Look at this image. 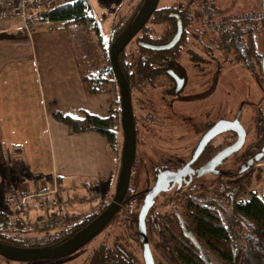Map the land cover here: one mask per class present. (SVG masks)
<instances>
[{
    "label": "trees",
    "instance_id": "1",
    "mask_svg": "<svg viewBox=\"0 0 264 264\" xmlns=\"http://www.w3.org/2000/svg\"><path fill=\"white\" fill-rule=\"evenodd\" d=\"M141 2L142 0L127 2L130 3L129 10L112 23L108 45L117 39L132 20ZM88 7L86 0H63L46 10L36 11L34 17L39 21L57 23L64 29L72 25L87 26L89 32L96 25ZM217 7L215 0H167L166 2L159 0L146 23L118 53V65L130 93L135 134L140 130L136 123L137 116L141 115L139 108L147 107V115L153 114V104L145 93L149 91V87L158 86L165 76L163 69L172 66L178 53L213 54V60H222L223 63L233 62V66L248 71L250 75L256 69L260 80L264 82L260 69V59L264 54V18L261 0H259V12L250 10L245 13L228 14L227 10ZM169 12L178 13L181 18L182 34L179 41L169 49L149 48L146 44H164L175 33V16ZM260 33L263 35L260 36ZM101 57L100 61L104 60L105 63L95 65L98 58L95 59L87 54L80 57L75 54L80 79L88 95L101 92L116 94L117 112H113L109 107L106 115L84 112L82 117H74L54 111L52 116L65 124L71 133L93 130L104 136L110 144L116 141L117 131L113 126L118 123L121 136L120 150L122 129L119 121V90L115 80H110L113 75L108 63V54L106 56L103 53ZM219 73V70L218 73L214 70L213 76L217 77ZM111 83H115L116 90ZM260 100L263 104L256 107L251 118L253 139L244 143L240 150L234 153L238 158V169L242 162L260 151L264 145L263 92ZM220 147V145L208 147L207 153L205 154L204 151L200 155L199 162L212 156ZM256 162L254 161L243 172L237 169L238 174H248L230 186L221 189L219 184L218 187L208 190L210 186L203 189L183 184L180 187L181 193L169 204L166 203L167 208L153 209L147 220L149 219L148 232L149 238L153 241L154 252L157 251L166 264H264V199L250 192L248 197L239 198L247 191ZM141 172L143 175L144 171ZM260 172V169H256L255 177H259ZM146 181L147 178L144 180L143 177V184ZM180 188L172 189L178 191ZM87 189L85 188L81 193L88 191ZM134 197L128 184L122 205L115 217L113 216L114 220L123 223L129 216L133 219L136 217L138 200L137 198L136 201L132 200ZM128 200L130 204L127 203ZM10 203L5 196L0 206V241L36 248L52 246L65 240L92 220L107 204L100 203L99 208L87 214L77 212L72 216H65L61 225L45 223L41 226L35 221L28 220L20 210L9 209ZM125 205L127 212L123 210ZM130 233L138 239L135 229H131ZM125 243L124 232L115 233L111 243L101 241L94 246L82 264H142L135 258L133 250H126ZM0 257L5 264L9 263L8 259ZM152 257L154 264L160 263L153 254Z\"/></svg>",
    "mask_w": 264,
    "mask_h": 264
},
{
    "label": "crops",
    "instance_id": "2",
    "mask_svg": "<svg viewBox=\"0 0 264 264\" xmlns=\"http://www.w3.org/2000/svg\"><path fill=\"white\" fill-rule=\"evenodd\" d=\"M34 15L30 32L19 14L0 18V179L33 189L56 178L67 189L105 194L117 173V139L114 149L96 131L71 133L52 112L106 115L114 94H86L66 31Z\"/></svg>",
    "mask_w": 264,
    "mask_h": 264
},
{
    "label": "rangeland",
    "instance_id": "3",
    "mask_svg": "<svg viewBox=\"0 0 264 264\" xmlns=\"http://www.w3.org/2000/svg\"><path fill=\"white\" fill-rule=\"evenodd\" d=\"M70 1V0H67ZM89 5V13L93 17V21L96 25L91 31H87V26H67L65 31L72 42L76 54L81 56L92 55L95 59L96 64L105 63L104 60L100 61V57L103 53L108 52V38L111 33L112 23L119 16H123L129 9V0H86ZM166 2L167 0H163ZM217 2V8L222 10H227L228 14L230 12H241L245 13L250 10H257L259 12V0H215ZM55 29H62L57 23H50ZM263 34L260 33V36ZM198 44V42H197ZM196 45V48L199 49ZM195 49V48H194ZM219 55V54H215ZM102 58V57H101ZM109 63V62H108ZM233 63V62H232ZM232 63H222L219 69L220 73L217 77L213 76L211 88L205 92L203 90L205 87L201 84H196L198 78L191 77L188 84L184 86L182 92L189 93L188 97H178L173 99V101L166 105L163 104L162 100L170 98L172 96L163 97V91L161 88L165 87L166 84L162 81L155 87H149L145 94L149 98L151 104H153V114L147 115L146 109L142 106L139 108L140 117L137 116V124L139 126V133L136 134V150L137 156H139L140 165L149 158L157 157L159 154H165L168 156L178 155L181 160H185L189 157L190 152L193 148L194 140L200 132V125L204 124L205 121L212 120L213 122L218 119H233V117L238 112L239 121L246 130L245 142L253 139V131L251 129V118L256 111V107L263 102L260 100L262 98V92L264 93V82L260 80L256 69L253 70L250 75L248 71L242 70L238 66H233ZM212 64V72L215 69L214 63ZM256 73V74H255ZM114 90H116L115 83H111ZM164 85V86H163ZM203 93V94H202ZM114 94V93H113ZM113 112H117V96L114 94L112 98V103L109 106ZM109 109V108H108ZM137 109V108H136ZM138 113V110H136ZM149 116V117H148ZM113 129L117 131V142H118V153L120 158L119 142L120 133L118 123H115ZM232 136L228 133L220 134L216 136L212 144L220 145L222 148L227 146V143L231 142ZM220 147V148H221ZM121 149V147H120ZM220 150V149H219ZM119 161V160H118ZM259 162V165L256 163ZM254 165L252 174V180L247 187V191L242 193L239 198L248 197V193L252 191H258L261 193V197L264 199V157L257 161ZM119 164V162H118ZM238 158L231 154L223 160V162L217 167L220 170L218 174L206 173L199 177L193 178L194 186L202 187L203 189L209 187L208 190L215 186H219L222 189L224 186H230L234 182L241 180L248 173L238 174ZM260 169V176L255 177V170ZM118 170V168H117ZM249 170V171H252ZM151 176L152 170L149 167H134L131 168L130 173V188L131 193L139 190L137 197L138 204L142 201L141 196L145 187H143V172ZM248 171V172H249ZM247 172V171H246ZM236 173V174H235ZM117 173L115 176V183ZM152 183V176L149 181ZM109 186V181L107 182ZM109 186L110 191L114 188ZM15 180L11 181L8 177L6 180L0 179V206L2 200L8 194L10 188H16ZM135 187V188H134ZM17 189V188H16ZM75 192L81 193L83 190L74 189ZM90 191V189H87ZM79 191V192H78ZM96 191V190H95ZM110 191L105 194H100L101 197H106L101 203H107L111 200L112 194ZM113 191V190H112ZM98 192V191H97ZM100 193V192H99ZM113 193V192H112ZM181 193L180 190H169L165 194H159L155 198L154 206L152 209L159 208L164 210L168 207L166 204L171 202L173 198ZM171 195V197H169ZM108 199V200H107ZM130 200V199H129ZM127 201L130 204V201ZM86 205V206H85ZM95 205L92 204H82L81 208L76 206L75 212H80L81 214H87ZM100 206V205H99ZM138 206V207H139ZM9 209H14V206L10 203ZM99 208V207H98ZM16 209V208H15ZM126 210V205L123 207ZM139 210V209H138ZM122 212V211H121ZM115 217V216H114ZM113 217V218H114ZM113 218L108 222V225L101 230L100 233L92 237L88 242L83 244L81 247L75 251L59 257L52 259H38L34 261L27 262H10L8 264H82L87 255L91 252L94 246L99 244L101 241H106L111 243L112 238L115 233L124 232L126 235V250H133L135 258L139 263L143 264L142 261V249L138 240L130 233L131 229H135L136 232V220L137 215L133 219L132 216L126 218L123 223L116 221ZM133 219V220H132ZM148 221V220H147ZM149 239V235H148ZM149 246L151 253L154 257L161 263L166 264L164 258L159 255V253L152 249L153 241L149 239ZM159 263V264H160ZM0 264H5L3 259L0 257Z\"/></svg>",
    "mask_w": 264,
    "mask_h": 264
},
{
    "label": "water",
    "instance_id": "4",
    "mask_svg": "<svg viewBox=\"0 0 264 264\" xmlns=\"http://www.w3.org/2000/svg\"><path fill=\"white\" fill-rule=\"evenodd\" d=\"M158 0H142L132 20L125 26L122 32L119 34L117 39L109 45L108 48V59L109 67L111 69L115 83L118 86L119 98H120V126L122 129V143L120 149L119 167L115 185L113 188L112 198L106 204L104 209L98 213L92 220L81 227L74 234L61 241L58 244L44 247H23L7 244L0 241V256L18 262L34 261L38 259H52L65 256L83 244L88 242L92 237L97 235L105 225L111 220L114 214L119 209L124 196L128 189L131 166L135 158V127L132 113V104L130 93L127 82L124 75L118 65L117 56L118 53L125 47V45L135 36V34L141 29L150 17L155 7L157 6ZM262 14L264 18V0H261ZM181 22L180 17L177 15V27L173 36L164 44L150 45L146 44L152 49H169L175 45L180 38L181 34ZM261 71L264 77V54L261 58ZM176 90L182 85L180 78L175 79ZM238 112L233 119H218L206 130V132L200 138L194 152L190 159L176 170H162L159 171L154 179L152 185L146 189L144 197L140 203L139 210L137 212L136 220V232L139 241L142 243V261L143 264H154L150 246L147 240V229H146V215L148 210L154 203L155 196L161 191H167L174 184L176 187L181 184L182 177L188 175L185 184L191 181L192 174L199 177L206 173L218 174L220 173L217 169L218 165L232 153L239 150L245 142L246 131L243 125L239 121ZM231 130L236 132V139L215 152L206 162L197 167L191 169L189 164L193 162L204 145L217 134ZM264 152V145L260 151L256 152L252 157H249L245 162L240 164L238 169L239 172H243L251 165L254 161H259L262 158Z\"/></svg>",
    "mask_w": 264,
    "mask_h": 264
},
{
    "label": "built area",
    "instance_id": "5",
    "mask_svg": "<svg viewBox=\"0 0 264 264\" xmlns=\"http://www.w3.org/2000/svg\"><path fill=\"white\" fill-rule=\"evenodd\" d=\"M63 0H0V18H12L14 14H19L21 23L26 32L32 30V20L28 16L29 12L43 11L51 6L62 2ZM114 78H110L112 80ZM112 148H116V143L111 144ZM18 148V146H13ZM114 160L118 161L115 157ZM259 165V162L256 163ZM113 176L109 180V185L114 184ZM256 196H261L258 191H252ZM7 199L10 200L14 208L31 221L37 222L39 225L45 223L61 225L64 223L65 216H72L78 205L91 202L95 205L87 211V213L95 210L102 200L96 191H86L77 193L75 190L67 189L54 178L50 185L37 184L33 189L25 186L10 188ZM108 200V199H107Z\"/></svg>",
    "mask_w": 264,
    "mask_h": 264
},
{
    "label": "flooded vegetation",
    "instance_id": "6",
    "mask_svg": "<svg viewBox=\"0 0 264 264\" xmlns=\"http://www.w3.org/2000/svg\"><path fill=\"white\" fill-rule=\"evenodd\" d=\"M169 13L175 16V22H176V27H177V15H178V13H175V12H169ZM180 22H181V18H180ZM181 26H182V22H181ZM175 31H176V29H175ZM181 34H182V28H181ZM181 34H180V36H181ZM179 39H178V41H179ZM174 59L175 60H174V62L172 64V66L166 67V68L163 69V72L165 74V76H163V79H164L163 81L166 84L165 87L161 88L162 91H163V97H165L167 95L168 96H170V95L172 96V100H170V98H168L166 100H162L163 101V104L166 102V105L167 106H169V104L175 98H178V97H181V98L188 97L187 95L189 93H183L182 90H183L184 86H186L188 84V81H189V79L191 77H194L195 76L196 78H198L196 84H199V85L201 84V86L203 85L205 87L203 90L206 89L205 92L207 91V89L209 90L211 88L212 82H213L212 81V79H213V72H212V68H211L212 67V64L211 63H214V65L216 66L215 69H214L215 70V73H218V70L221 68V64L223 63L222 60L221 61H215V60H213V54H179L178 53V54H176V56H175ZM260 69H261V59H260ZM176 77L177 78H180L182 80V85L179 88V90H176L175 89V87H176V81H175ZM212 124H213V121L212 120H210V121H207L206 120L203 125L202 124L200 125V128H201L200 129V132H199L198 136L196 137V139L194 140L193 148H192V150L190 152L189 157H187L185 160H181V157H179L178 155L168 156V155H165V154H159L157 157L149 158L148 161L147 160H144V162L140 165V160L141 159L139 158V156H137L136 140H135V158H134V161H133L132 166H134V167H138V166H140V167H146V166H148L149 167V170H152L151 176H152V183H153L154 182V179H155V177H156V175H157V173L159 171H162V170H176V169L180 168L182 165H184L190 159V157L192 156V153L194 152V150H195V148H196V146H197L200 138L202 137V135L206 132V130ZM224 133H228V134H230L232 136L231 142L227 143V145L230 144V143H232L236 139V132L231 131V130H225V131L217 134L216 136H218L220 134H224ZM216 136H214L212 139H210L204 145V147H203L202 151L200 152V154L198 155V157L193 162H191L189 164V166H190L191 169H196L197 167H199L200 165H202L204 162H206L211 157V156H209L205 160H203L202 162H199L200 155L204 151H205L204 152L205 154L207 153V148L208 147H211L213 145L212 144V141H213V139ZM221 148H219V149H221ZM239 150H237V151H239ZM236 152H234V153H236ZM234 153H232V154H234ZM203 158H205V157H203ZM132 166H131V168H132ZM151 176L149 174H147V173L146 174L144 173V176H143L144 177V180H145V178H147V181L145 182L146 185L149 183L148 181H149V179H150ZM194 177H196V175L195 174H192L191 181L189 183H187L188 185L194 186V183H193V178ZM187 178H188V175H184L182 177L181 184L179 186H177V187L178 188L182 187V185L185 184L184 182H185V180H187ZM145 183L143 184V187L146 186ZM152 183H150L149 185H147V187L144 188V190L142 192L141 199H143L146 189H148L152 185ZM173 187H176V184H174ZM173 187H171L167 191L172 190ZM163 192H166V191H161L156 196H158L159 194H162ZM139 193H140L139 190H136V191L133 192V194H134L135 197H137L138 195H140ZM156 196H155V198H156ZM155 198H154V202H155ZM121 205H122V203H121ZM138 206H139V204H138ZM153 206H154V203L150 207V209L148 210V213H147L146 218H145L148 243H149V239L150 238L148 239V235H149V232H148V224L149 223L147 221V218H148L150 212L153 210L152 209ZM139 207L137 209H139ZM136 235H137V232H136ZM137 240H138L139 246L141 247L140 248V250H141L142 249V243L139 241V239H137ZM141 255H142V253H141ZM10 262H18V261L9 260V263Z\"/></svg>",
    "mask_w": 264,
    "mask_h": 264
}]
</instances>
